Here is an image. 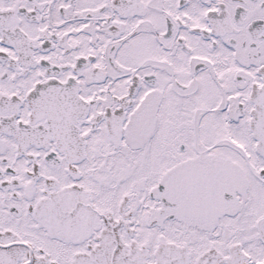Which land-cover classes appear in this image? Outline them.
<instances>
[{"label":"snow or ice","instance_id":"obj_1","mask_svg":"<svg viewBox=\"0 0 264 264\" xmlns=\"http://www.w3.org/2000/svg\"><path fill=\"white\" fill-rule=\"evenodd\" d=\"M0 264H264V0H0Z\"/></svg>","mask_w":264,"mask_h":264}]
</instances>
